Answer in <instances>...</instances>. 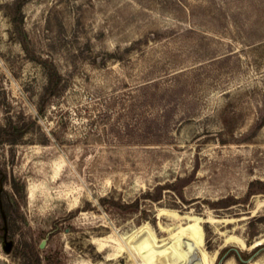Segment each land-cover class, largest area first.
<instances>
[{
  "label": "rangeland",
  "instance_id": "1",
  "mask_svg": "<svg viewBox=\"0 0 264 264\" xmlns=\"http://www.w3.org/2000/svg\"><path fill=\"white\" fill-rule=\"evenodd\" d=\"M194 235L264 264V0H0V264Z\"/></svg>",
  "mask_w": 264,
  "mask_h": 264
},
{
  "label": "bare ground",
  "instance_id": "2",
  "mask_svg": "<svg viewBox=\"0 0 264 264\" xmlns=\"http://www.w3.org/2000/svg\"><path fill=\"white\" fill-rule=\"evenodd\" d=\"M193 227L194 226L191 223V224H189L187 226H184V227L177 226V229H179V232L181 231L184 234V232L186 230H193ZM169 232L172 233V231H169ZM145 239L146 238L141 239L139 244H143V241ZM186 240L188 242L183 244L184 247L182 248L180 256L179 257H177V256L174 257L173 256V259L169 260V261L167 260L166 264H190L189 263L190 260L193 261L194 264H208L207 260H206V254L204 252H202V251L198 252V250H197V252H195L196 248L198 249V247H200V243H199L198 237L196 235H194V236L191 237V239L190 238H188V239L186 238ZM200 242H201V240H200ZM156 246L159 247V249L157 251V253L159 255H156V256H159V257L165 256L170 251V248H169L168 245H166V242L159 243Z\"/></svg>",
  "mask_w": 264,
  "mask_h": 264
},
{
  "label": "water",
  "instance_id": "3",
  "mask_svg": "<svg viewBox=\"0 0 264 264\" xmlns=\"http://www.w3.org/2000/svg\"><path fill=\"white\" fill-rule=\"evenodd\" d=\"M7 235H8V225H7V221L5 218V226H4V242H5V244H4V249L6 252L9 253L12 249L13 241L11 239H8Z\"/></svg>",
  "mask_w": 264,
  "mask_h": 264
}]
</instances>
